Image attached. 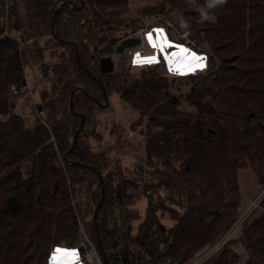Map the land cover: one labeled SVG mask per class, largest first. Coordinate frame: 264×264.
<instances>
[{"label":"trees","instance_id":"16d2710c","mask_svg":"<svg viewBox=\"0 0 264 264\" xmlns=\"http://www.w3.org/2000/svg\"><path fill=\"white\" fill-rule=\"evenodd\" d=\"M69 1L80 6V0ZM14 2L0 0V18L9 3L13 28L20 29L23 22ZM58 2L32 0L27 7L34 11L33 18H40V33L48 37L51 57L58 58L44 64L51 83L39 106L46 112L45 121L29 125L14 111L16 97L25 89V52L17 38L0 33V264H53L50 257L57 247L77 251L81 209L72 201L69 184L75 190L86 184L96 204L101 199L93 172L61 162L81 122L69 107L71 93L83 88L104 101L102 88L78 64L76 48L51 32ZM129 8L128 0H85L79 11L65 5L56 32L62 40L79 45L81 63L102 81L108 96L119 93L148 118L140 131L145 136L146 166H139L135 177L120 171L116 179L106 172L107 159L83 146L80 137L85 129L68 158L95 167L104 177L105 201L97 224L92 220L91 226L95 241L99 233L105 253L124 243L132 264L158 259L189 264L241 216V173L251 169L264 187V0H228L216 9H207L206 0H162L143 7V12L181 14L200 41L194 50L208 57V69L171 75L151 65L140 78L105 74L99 64L124 37L119 33ZM128 27L135 30V24ZM86 40L96 44L94 53ZM39 51L36 57L44 61ZM13 85L18 94L13 93ZM182 86L189 87L188 93L173 92ZM74 103L86 123L100 108L79 93ZM149 191L166 192L171 206L148 195L145 219L133 234L131 222L140 214L127 211ZM114 206L123 210V235L107 227L106 215ZM259 210L258 217L243 223L238 236L210 264H240L239 249L244 250V264H264V198ZM159 212L168 214L169 225L161 222ZM160 239L167 244L163 253L157 245ZM108 261L114 264L111 257Z\"/></svg>","mask_w":264,"mask_h":264},{"label":"rangeland","instance_id":"374dc122","mask_svg":"<svg viewBox=\"0 0 264 264\" xmlns=\"http://www.w3.org/2000/svg\"><path fill=\"white\" fill-rule=\"evenodd\" d=\"M29 1L32 0H15L14 2V4H17L19 7L18 11L20 12L21 20L23 22L20 29L13 28L15 19L10 16L11 5L7 3L3 13L8 15V24L3 25L1 22L2 17L0 18V33L4 31V35H6V33H10V35L17 38L20 41L21 49L25 52L23 59L25 61V79L27 82V88L25 87V89L21 91L20 95L16 97V107L14 111L23 115L29 125H33L36 120H46V112L39 107L43 91L51 85L50 80L43 75V70L45 68L44 64H53L58 60V58L51 57L52 51L49 48L52 46L47 42L48 37L44 36L42 32L40 33V30H42L43 27V25L40 27V18H33L34 11H28L27 7L30 6ZM60 1L62 0H59V2ZM128 1L130 8L126 14V23L120 28L121 32L119 34L129 36L143 30L144 46L134 47V53L130 59H127L125 55H123L122 60L118 62L117 68L113 74L124 76L125 78H140L145 70L151 65H157L159 66L157 67L158 71L163 74H166V71L171 75H173V73L176 75H183L189 72L201 73L207 71V55L203 53L200 54L196 50L192 51H194L198 56L203 57L202 66L188 67L186 65L170 63L172 54L179 51L178 46L182 45L186 47V45L172 40L168 28L159 23H170L172 25L171 30L173 35L181 36L183 34L190 42L196 41L197 47L200 46V41L191 31L189 25L181 14L175 11L167 14L157 13L155 11H141L143 7L159 4L162 0ZM125 20L123 21L125 22ZM173 20L178 23L174 24L175 22L173 23ZM131 24H135V30L128 27ZM153 24L159 25L151 27ZM156 30L162 31L158 32ZM100 34H102V32ZM149 34L152 36L151 43L148 39ZM85 42L89 47L90 53H94L96 44L92 43L90 40H86ZM39 50H41L44 54V61L43 58L36 57L37 52H40ZM137 54H139L140 61H143L148 57H153L154 62H134ZM188 91V86H182L180 90L178 88L173 89V92L177 95L180 93L186 94ZM109 100L110 105L108 108H97L92 111V116L86 123V127L80 137V141L83 146L87 147L95 155L107 159L106 163L108 164V168L106 172L111 171V174H113L116 179L119 180L120 171H122L124 175L135 177L136 169L139 166H146L145 136L140 131L141 129L145 130L148 118L146 116H141L130 105L124 102L121 99L120 94L117 92L112 91L109 95ZM183 105L187 110L194 111V108L189 105L185 103ZM61 162L64 166L65 162L63 158ZM240 179L242 193L244 196V199L241 201L243 214H241L237 220L238 222L236 221L231 226L230 229L234 228L235 232L232 237H230V240L238 236L243 223L252 221L254 218L258 217L260 214L259 206L263 200L262 199L260 201V195L263 193L264 187L258 183V180L251 169L243 171ZM69 186L73 203L78 204L81 209L77 217L78 225L83 226L87 235L94 239L92 235L91 221L93 220V215L98 203L96 204V199L94 200V197L92 196L93 191L86 184L84 186L81 185L80 187H77L76 190L70 184ZM155 193L157 194V197L155 198L157 202L162 199L166 201L168 206H171L170 201L167 199L166 192L161 191ZM148 201L149 200L146 199V195L142 194L141 198H138L135 201V204L130 206L127 211L131 215L136 212L140 214L138 219L131 222L132 228L129 231L133 234L139 231L140 226L145 219ZM122 216L123 210L121 207L114 206L108 209L106 222L110 231H117V233L123 235L121 232L124 228ZM159 216L161 217L162 223L167 225L170 224V222L166 219L168 218V214L166 212H159ZM84 237L85 234L80 230L76 240V246L81 244ZM95 243L97 246V252L95 255L97 256L98 262H100V264H105L98 247V242L95 241ZM209 247L211 246L203 248L193 257V259ZM74 251L75 258L72 261V264H78L81 259L80 255L82 254H79L76 250ZM83 252L86 254L87 250L83 249ZM239 253L242 255V261L240 264H244L246 257L244 250L239 249Z\"/></svg>","mask_w":264,"mask_h":264},{"label":"water","instance_id":"95a60500","mask_svg":"<svg viewBox=\"0 0 264 264\" xmlns=\"http://www.w3.org/2000/svg\"><path fill=\"white\" fill-rule=\"evenodd\" d=\"M85 3V0H80V6H76L75 3H73L72 1L69 0H62L60 2H58L56 4V6L53 9V17H52V21H51V32L53 34V36L59 40L60 42H62L65 45H73L76 48V59L78 64L82 67V69L102 88L103 91V101L104 103H102L100 100H98L97 98L93 97L92 95H90L88 92H86L83 88H77L75 89L71 95H70V101H69V107L71 109V111L73 112L74 115L79 116L81 118V122L79 125V128L77 129L75 136H74V140H73V145L71 146V148L65 152V154L63 155V160L70 164V165H74V166H78L81 167L85 170H89L91 172H93L99 179V185L101 186V199L98 202L94 215H93V221L95 223V225L97 224V220H98V215L100 213V210L102 208V205L105 201V197H106V189H105V185H104V177L103 175L93 166L87 165V164H82L79 162H75V161H71L69 160V155L74 151L78 141H79V136L82 133V131L85 129L86 126V117L84 114H79L78 112L75 111V103H74V96L79 93L84 95L86 98H88L89 100L93 101L95 104H97L98 107L102 108V109H106L109 107L110 105V100H109V96H108V92L107 89L105 87V85L102 83V81H100L96 76H94L91 71H89L82 63L79 57V45L73 41H68V40H62L57 32H56V20L57 17L60 13V11L62 10V8L65 5H69L72 7L73 10L75 11H79L83 8ZM141 43V40L137 37H131V38H124L122 39L116 49L115 52L117 54H121L123 53L126 49L128 48H134L136 46H138ZM100 68L101 71L105 74H112L115 72V66H114V62L112 60V58L110 56L107 57H103L100 59ZM43 75L47 76L48 75V68L46 67L43 70ZM27 86V82L26 80L24 81V87ZM97 229V228H96ZM97 242H98V247L100 250V253L102 255L103 261L105 264H109L108 258L106 256V253L103 249L102 243L100 241V237H99V233L97 232ZM79 253L83 254V248H79Z\"/></svg>","mask_w":264,"mask_h":264},{"label":"built area","instance_id":"2783aa9c","mask_svg":"<svg viewBox=\"0 0 264 264\" xmlns=\"http://www.w3.org/2000/svg\"><path fill=\"white\" fill-rule=\"evenodd\" d=\"M14 1L15 0H8V2H14ZM7 17H8L7 15L2 17L1 22L3 25H7V22H8ZM173 23L176 24L178 22L173 20ZM159 24H163L164 26H166L168 28L169 33L171 35V38L175 42L183 43L190 50H194V48L197 47L196 41L190 42L185 37V35H183V34L181 36L173 35L172 30H171L172 25L170 23L169 24L159 23ZM159 24H157V25H159ZM157 25L153 24V25H151V27L157 26ZM6 34H8V33H6ZM143 34H144L143 30H140L137 33H133L129 36H125L124 38L137 37L141 40V43L138 46L143 47L144 46ZM133 53H134L133 48H128L121 54L114 53L112 56V60L114 62L115 70L117 68L118 62L120 60H122L123 55H125V57L127 59H130V57L133 55ZM12 91L14 94H18L19 89L16 85H13ZM148 195L152 196L154 199L157 197V194L155 192L149 191L146 195L147 200L149 199ZM263 197H264V191L260 195V201L263 199ZM80 230H81V232H83L85 234V237L83 238L81 244L77 246V252L79 253V248L82 247L84 250H87V253L84 254V252H83V254L80 255L81 259L78 262V264H100V262H98L97 256L95 255L97 252L96 251L97 246H96L94 239L87 235L83 226H80ZM234 232H235L234 228L230 229L228 231V233L226 235H224L215 245H213V246L207 248L205 251H202L201 253H199L191 261L190 264H210L222 252L225 244L230 240V237H232ZM157 241H158L157 245H158L159 251L162 253L165 252L167 249V244L165 243V241H162L161 239L157 240ZM126 249L127 248H126V245L124 243L118 244L117 247L113 251H110L107 253L108 259H109V257H111L114 264H132L131 261L129 260L128 256L126 255ZM138 255H139V253H137V256ZM136 264H139V260H137ZM143 264H177V263H173L170 259H166V260L158 259L156 261H154V260L153 261H144Z\"/></svg>","mask_w":264,"mask_h":264},{"label":"snow or ice","instance_id":"6c2138e0","mask_svg":"<svg viewBox=\"0 0 264 264\" xmlns=\"http://www.w3.org/2000/svg\"><path fill=\"white\" fill-rule=\"evenodd\" d=\"M158 32L162 30H156ZM149 42H152L151 34L148 35ZM155 46V45H153ZM179 51L172 54L170 63H176L180 65H186L188 67L202 66L203 57L198 56L194 51L184 47L178 46ZM134 62H143V63H152L154 62L153 57L145 58L143 61H140L139 54H137L136 60ZM75 258V251L71 249H60L57 247L54 249V254L50 257L53 264H72V261Z\"/></svg>","mask_w":264,"mask_h":264},{"label":"clouds","instance_id":"9594fccd","mask_svg":"<svg viewBox=\"0 0 264 264\" xmlns=\"http://www.w3.org/2000/svg\"><path fill=\"white\" fill-rule=\"evenodd\" d=\"M228 3V0H206L207 9H216L218 7H223ZM204 18L207 19V12L204 13Z\"/></svg>","mask_w":264,"mask_h":264},{"label":"flooded vegetation","instance_id":"af4514ba","mask_svg":"<svg viewBox=\"0 0 264 264\" xmlns=\"http://www.w3.org/2000/svg\"><path fill=\"white\" fill-rule=\"evenodd\" d=\"M68 6H69V5H68ZM70 7H71V6H70ZM71 8H72V7H71ZM124 37H125V36H124ZM124 37H122V39H123ZM122 39H121V40H122ZM121 40H120V41H121ZM120 41H119V42H120ZM119 42H117V44L115 45V48H114V49H116V47H117V45H118ZM114 53H116L115 50H114V52H112V53H111L110 55H108V56H110V57L112 58V56H113ZM106 57H107V56H106Z\"/></svg>","mask_w":264,"mask_h":264},{"label":"crops","instance_id":"0c3cea01","mask_svg":"<svg viewBox=\"0 0 264 264\" xmlns=\"http://www.w3.org/2000/svg\"><path fill=\"white\" fill-rule=\"evenodd\" d=\"M240 180H241V179H240ZM241 187H242V185H241ZM242 195H243V193H242ZM243 199H244V196H243L242 200H243ZM240 209H241V206H240ZM241 214H243V213H242V209H241Z\"/></svg>","mask_w":264,"mask_h":264},{"label":"bare ground","instance_id":"6f19581e","mask_svg":"<svg viewBox=\"0 0 264 264\" xmlns=\"http://www.w3.org/2000/svg\"><path fill=\"white\" fill-rule=\"evenodd\" d=\"M196 48V47H195Z\"/></svg>","mask_w":264,"mask_h":264}]
</instances>
